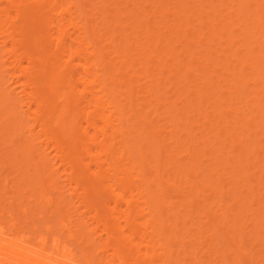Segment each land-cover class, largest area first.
Returning <instances> with one entry per match:
<instances>
[{
    "label": "bare ground",
    "instance_id": "obj_1",
    "mask_svg": "<svg viewBox=\"0 0 264 264\" xmlns=\"http://www.w3.org/2000/svg\"><path fill=\"white\" fill-rule=\"evenodd\" d=\"M247 262L264 0H0V264Z\"/></svg>",
    "mask_w": 264,
    "mask_h": 264
},
{
    "label": "rangeland",
    "instance_id": "obj_2",
    "mask_svg": "<svg viewBox=\"0 0 264 264\" xmlns=\"http://www.w3.org/2000/svg\"><path fill=\"white\" fill-rule=\"evenodd\" d=\"M5 204L7 205L8 204V201H5ZM39 212H41L40 210H39ZM31 217V216H30ZM39 217H42V215L40 214V215H35L34 217H32L29 221H31V223H30V225H29V227H32L33 225L34 226H37L38 224H40L42 221H41V219L39 218ZM39 226V225H38ZM249 228H247V233L249 232ZM74 246H76V247H78V249L80 250V249H82L83 247H79L78 246V244L77 243H75V242H73L72 243ZM249 260V259H248ZM248 264H250L249 262H247Z\"/></svg>",
    "mask_w": 264,
    "mask_h": 264
}]
</instances>
